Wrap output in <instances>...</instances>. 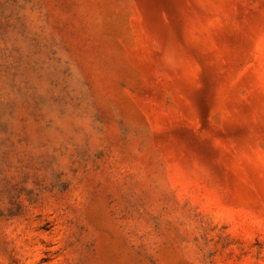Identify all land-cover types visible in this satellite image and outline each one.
Masks as SVG:
<instances>
[{
	"label": "rangeland",
	"instance_id": "374dc122",
	"mask_svg": "<svg viewBox=\"0 0 264 264\" xmlns=\"http://www.w3.org/2000/svg\"><path fill=\"white\" fill-rule=\"evenodd\" d=\"M0 264H264V0H0Z\"/></svg>",
	"mask_w": 264,
	"mask_h": 264
}]
</instances>
